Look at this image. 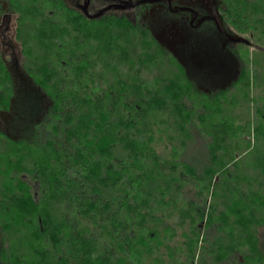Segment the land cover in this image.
Here are the masks:
<instances>
[{
  "label": "trees",
  "instance_id": "1",
  "mask_svg": "<svg viewBox=\"0 0 264 264\" xmlns=\"http://www.w3.org/2000/svg\"><path fill=\"white\" fill-rule=\"evenodd\" d=\"M214 1L238 68L209 90L122 12L0 0L44 100L0 130L1 264H264V0Z\"/></svg>",
  "mask_w": 264,
  "mask_h": 264
},
{
  "label": "rangeland",
  "instance_id": "2",
  "mask_svg": "<svg viewBox=\"0 0 264 264\" xmlns=\"http://www.w3.org/2000/svg\"><path fill=\"white\" fill-rule=\"evenodd\" d=\"M67 1L92 15H97L107 8L122 12L130 16L134 23L149 27L158 41L183 61L190 77L203 88L210 90L226 87L238 68L234 54L225 50L222 44L218 46V43L224 41L219 31L213 30L210 25V21L214 19L219 21V11L214 0H166L149 7L141 14L139 20L136 5L140 0H92L90 8L88 0ZM179 8L185 10L177 12ZM175 11L177 13H173ZM203 17L210 21L203 23ZM2 21L0 17L2 56L8 65H15L13 70L19 73L20 51L14 38L15 23L11 21L6 24L7 19L6 22ZM251 51L253 52L252 49ZM18 76L11 108L0 110V130L18 132L16 129H21L25 122L33 119L39 108L42 109L43 93L37 91L22 75ZM18 100L21 101L16 103ZM261 215L264 218V214Z\"/></svg>",
  "mask_w": 264,
  "mask_h": 264
},
{
  "label": "flooded vegetation",
  "instance_id": "3",
  "mask_svg": "<svg viewBox=\"0 0 264 264\" xmlns=\"http://www.w3.org/2000/svg\"><path fill=\"white\" fill-rule=\"evenodd\" d=\"M1 17V16H0ZM3 21L5 20V22H6V19L8 20V22L6 23V24H9L11 21H14V18H12V17H9V15L8 14H3ZM2 21V22H3ZM14 23H15V21H14ZM7 26H9V25H7ZM1 264V263H0Z\"/></svg>",
  "mask_w": 264,
  "mask_h": 264
}]
</instances>
